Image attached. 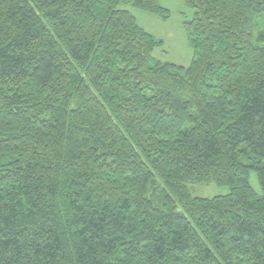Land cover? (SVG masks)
<instances>
[{
	"label": "trees",
	"instance_id": "1",
	"mask_svg": "<svg viewBox=\"0 0 264 264\" xmlns=\"http://www.w3.org/2000/svg\"><path fill=\"white\" fill-rule=\"evenodd\" d=\"M182 1L188 67L159 0H0V264H264V0Z\"/></svg>",
	"mask_w": 264,
	"mask_h": 264
},
{
	"label": "rangeland",
	"instance_id": "2",
	"mask_svg": "<svg viewBox=\"0 0 264 264\" xmlns=\"http://www.w3.org/2000/svg\"><path fill=\"white\" fill-rule=\"evenodd\" d=\"M159 3L169 11L167 19L141 11L130 4L121 5V8L128 10L142 29L162 41L161 46L153 51L154 58L162 62L188 67L193 58V49L189 44L186 26L192 20L194 10L182 0H159ZM249 183L257 194H261L256 174L253 171L249 174ZM189 191L193 197L213 198L228 194L229 188L210 182L190 185Z\"/></svg>",
	"mask_w": 264,
	"mask_h": 264
}]
</instances>
